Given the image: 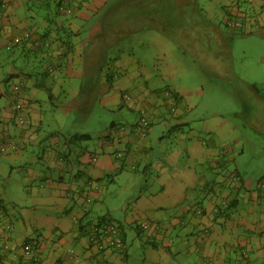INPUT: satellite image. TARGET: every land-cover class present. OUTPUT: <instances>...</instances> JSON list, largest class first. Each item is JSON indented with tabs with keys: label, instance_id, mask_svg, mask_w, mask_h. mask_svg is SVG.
<instances>
[{
	"label": "crops",
	"instance_id": "obj_1",
	"mask_svg": "<svg viewBox=\"0 0 264 264\" xmlns=\"http://www.w3.org/2000/svg\"><path fill=\"white\" fill-rule=\"evenodd\" d=\"M43 1L51 7L42 6ZM57 1L7 0L0 31V138L17 143V150L0 155L5 181L0 206L5 221L14 226V242L39 245L37 262L11 257L6 263L87 264L96 259L98 264H119V260L122 264H264V191H254L264 174L254 178L244 171L239 161L244 156L242 144L230 141L227 122L238 113L225 115L230 119L215 115L206 127L195 122L187 109L196 104L190 98L192 91L203 89L171 83L173 73L181 70L164 69L166 63L175 62L173 42L190 34L194 35L188 45L197 57L210 59L213 49L217 57L232 59L236 35L226 24L231 16L248 22L251 34L264 40V0H209L204 7L198 0H74L75 13L63 17L56 14ZM199 10L202 14L196 20L187 17ZM25 33L50 42L51 50L37 54L27 43L16 45V38ZM50 67L54 73L44 77L41 69ZM224 80L218 81L240 95L232 81ZM19 83L23 87L17 93L14 86ZM163 85L164 93L159 90ZM112 90L131 95V110L138 117L140 110L146 113L151 123L146 133L136 130L138 117L135 121L125 117L111 123L97 154H89L88 133V138H79L85 134L59 129L61 138L46 131L42 105L47 101L63 112L84 111L88 117L100 100L110 106ZM21 99L18 113L14 105ZM18 115L23 116V124L16 120ZM254 122L250 117L247 128L255 129ZM259 133L264 135L263 129ZM169 136H174L172 144L166 140ZM36 145L42 147L38 171L19 163ZM94 157L97 165H92ZM229 160L236 165L234 170L226 168ZM126 171L137 177L148 173L135 212L130 216L124 212L119 223L110 218L120 226L126 244L122 250L97 254L87 238L89 225L107 217L97 204L106 198V186ZM234 174L239 176L238 185L231 183ZM17 176L27 196L21 205L10 202L7 190ZM232 187H242L245 196L240 198ZM224 199L236 200L231 208L217 212ZM197 209L204 214H197ZM138 216L142 224L150 225L144 232L141 224L136 227ZM130 247L143 250L140 261L131 258L132 252L138 256ZM71 249L76 257L70 256Z\"/></svg>",
	"mask_w": 264,
	"mask_h": 264
},
{
	"label": "rangeland",
	"instance_id": "obj_2",
	"mask_svg": "<svg viewBox=\"0 0 264 264\" xmlns=\"http://www.w3.org/2000/svg\"><path fill=\"white\" fill-rule=\"evenodd\" d=\"M198 1L204 7L209 0ZM202 6L201 9L203 8ZM159 8L161 9L162 5ZM200 14H202L200 10L198 12H190L187 14V17H190L194 21ZM230 18L232 19L234 16ZM228 30L233 35H236L234 36V43L231 47L234 49L232 59L227 60V58L220 54L217 57L216 50L213 51V49L209 54L210 59L203 60L200 56L197 57L196 52L192 49L193 47L188 45L190 36L194 35L190 34L189 37L182 38V42H173L174 48H172V52L175 62H169L171 65L166 63L164 69L169 68L173 70L172 68L175 66L181 70V72L173 73L175 75L171 76V83L183 86L184 89H203L202 92L195 91L196 93H193L192 91V95L184 94L186 96L191 95L190 98L196 102L195 107L192 106L191 110L187 109V115L191 112L192 115H189V117H192L193 120L195 119V122L205 123L204 125L206 127L208 122L215 120V115L218 116L220 114L225 116L228 113H238L237 116H231L230 122H227L232 130V133H229L231 137L230 141H240L244 149V156L239 159L242 164V169L254 178H258L264 174V135L262 133V129L264 132V63L262 59L264 58V40L259 35H256L257 33L251 34L250 30L248 32L229 28ZM210 43L213 44L212 42ZM211 48H213V45H211ZM150 52L154 53V50L150 49ZM211 55H215V57L211 58ZM224 79L232 81L229 83H233L235 88L239 89L240 95H236L231 89L229 91L227 85L218 81L223 82L225 81ZM243 81L252 85L244 84ZM254 85H256V88H254ZM165 87L166 85H163L159 87V90L164 93L163 88ZM125 93L122 90H112L108 98H110V106L114 105V109H110V106L106 107L102 105L100 100L96 104H93L94 107L91 108V113L88 117H85L84 111L78 114L67 110L63 112L60 108H53L49 101H47L42 105L45 110L46 121L48 122L46 131L57 132V136L61 138L62 135L59 129L63 130V132L69 130L73 133L77 132L78 134L88 133L91 136V140L86 144V148L89 154H94L99 150L101 146L99 142L105 138L103 135L108 130L107 128L111 126L112 122L118 123L119 120H126L125 117H128L130 121L131 118L134 121L138 119L137 114L131 110L132 103L125 104L123 100ZM239 98L242 99V103L239 101ZM106 99L107 97L104 98V100ZM188 103L187 101L186 105ZM250 117L255 120L253 123L255 129L253 127L252 130L246 126L248 125L247 121ZM225 119H230V117L225 116ZM255 123L257 124L255 125ZM184 128L187 130L186 126ZM202 138V143H206L205 138L207 139V136H202ZM166 140L169 144H172L174 136H169ZM219 146L217 145V147ZM41 153V146L29 147L24 153V159L19 162L20 165H27V168L38 171L40 166H42L38 158ZM183 157L186 158L185 155ZM97 161L98 159L92 161V165H97L95 164ZM226 165V168L230 170H234L236 166L231 160ZM18 170L19 168L16 169L17 172ZM151 172L156 174L155 171ZM8 174L9 169L7 168V175L5 176L7 180L9 178ZM147 174L141 177L138 174L137 177L132 172H124L120 178L118 177V179H115L116 181L114 180L116 183L112 182L106 186L108 188L106 198L103 202L101 201L97 204V208L101 207L104 210L103 214H106L104 216L118 223L123 218L122 215H124V212L130 216L135 212L136 200L142 196L140 192H144L142 180L148 176ZM111 176L115 177V173ZM19 178L18 180L11 179L12 182L7 185V190L10 202H17L21 205L22 203L20 201L26 200L27 196L19 188L20 184L18 186V183L22 181ZM3 185H5V181L0 175V187ZM13 206L11 204L9 208L11 209ZM19 207L18 212L20 211ZM107 212H109V215ZM139 218L141 217H137L136 227L142 223ZM91 226L92 224L89 225L90 228ZM128 244H131V242L128 241ZM129 250H135L138 258H135V254H133L135 252L131 253V258L134 255L133 259L140 261L139 258L143 256V250H136V247H130ZM122 262V260H119V264H122Z\"/></svg>",
	"mask_w": 264,
	"mask_h": 264
},
{
	"label": "built area",
	"instance_id": "obj_3",
	"mask_svg": "<svg viewBox=\"0 0 264 264\" xmlns=\"http://www.w3.org/2000/svg\"><path fill=\"white\" fill-rule=\"evenodd\" d=\"M7 1L6 0H0V31L3 30V20L5 17L6 9H7ZM76 6L74 4V0H61L60 1V7L59 12L61 15L65 16H71L75 13ZM227 27L232 30H244L245 32H248L250 30L249 23L245 20L239 19V18H230L227 20ZM26 38H30V34L25 33ZM22 39V38H21ZM20 42V38H16L15 44ZM35 45H38V42L35 43ZM46 47H49L51 45L50 42L45 43ZM166 95L170 96L171 93L166 91ZM124 100L126 103L132 102V97L129 94L124 95ZM22 104L23 100H19L14 105V110L18 113L22 111ZM174 110V109H173ZM140 123L139 127H137L136 130H140L142 133H145L150 128V121L147 118L146 113L141 110L140 112ZM17 121L20 124L24 123V118L21 115L17 116ZM11 144V143H9ZM5 149L1 148L0 152H4ZM118 158L121 157V154L119 153ZM97 158L94 157L92 161H96ZM238 180L234 177H232V184L238 185ZM262 190H264V182H261L260 184ZM245 196L244 193L242 194V197ZM88 202H91L92 199L90 197H86ZM0 206V257L2 259H8L11 257L20 258L24 257L26 259H31L33 262H37V252L39 251V245L35 243L31 244H18L12 240L11 234L14 232V226L5 221L4 214L1 210ZM197 214H201L200 210L196 211ZM149 224H143V229H149ZM87 238L89 240L90 245H92L96 250L97 254L104 253L106 251H114L122 249L124 246V238L122 235V230L120 226L112 221L108 217H104L102 219H99L97 222L92 224L91 228L88 230ZM70 256H75V251L71 249L69 251ZM76 257V256H75ZM78 259H76L77 261ZM87 264H98L96 259H92L91 261H88Z\"/></svg>",
	"mask_w": 264,
	"mask_h": 264
},
{
	"label": "trees",
	"instance_id": "obj_4",
	"mask_svg": "<svg viewBox=\"0 0 264 264\" xmlns=\"http://www.w3.org/2000/svg\"><path fill=\"white\" fill-rule=\"evenodd\" d=\"M60 1L61 0H58L57 1V4H56V14H57V16H65V15H61V13L59 12V7H60ZM39 2L41 3L42 2V0H39ZM43 4H44V1L42 2ZM42 6H48V7H51V4L49 3V2H47V4H44V5H42ZM42 38H39V39H37V38H35V40H34V37H33V35L31 34L30 35V38H26L25 37V35H24V37L22 38V40L20 39V42L19 43H16V45H22V44H24V43H27L31 48H32V50L34 51V53H46V52H48V51H50L51 50V47H52V44L49 46V47H46V45H45V41H42L41 40ZM36 42H38V45L36 46L35 45V43ZM36 54V55H37ZM47 54V53H46ZM35 55V54H34ZM40 55V54H39ZM42 70V72H43V76L44 77H46V75H48V74H50V73H54V68L53 67H50V68H42L41 69ZM23 87V84H21V83H19V84H16L15 86H14V90L17 92V93H19L20 92V90H21V88ZM125 94H127V93H125ZM124 94V95H125ZM124 95H123V100H124ZM19 101V100H18ZM124 102H125V100H124ZM126 103V102H125ZM131 103H133V101L131 102ZM128 104H130V103H128ZM140 112H141V110H140ZM140 112H139V115H140ZM139 118V117H138ZM17 120V119H16ZM150 125H151V123H150ZM146 133V132H145ZM89 136L88 135H82V136H80L79 138H88ZM16 140V139H15ZM9 143H11V144H9ZM16 141H12V139H5V138H0V149L1 148H4L5 149V151L2 153V152H0V155L1 156H4V155H6V154H9V153H11V152H13V151H15V150H17V146H16ZM224 168V167H223ZM236 178L238 181H239V176L238 175H236V174H234L233 175V178ZM261 182H264V177H262L258 182H256L257 183V186H256V188L254 189V191L255 192H258V193H260V191H264V190H262V188H261V186H260V184H261ZM231 183H232V177H231ZM235 185V184H234ZM236 192H237V195L240 197V198H242V194L244 193L243 191H241L242 190V187H232ZM77 192V191H76ZM235 192V193H236ZM236 199H233V200H227V199H224V200H222L221 201V203H220V205L217 207V212H220V211H223V210H221L220 208H224V210L225 209H228V208H231L232 207V205L234 204V202L233 201H235ZM197 210H200L201 211V214H204V212L202 211V209H197ZM102 218H104V217H102ZM101 218V219H102ZM142 223H141V228H142ZM139 229V228H138ZM142 230H143V232L145 231V229H143L142 228ZM125 242H124V246H125ZM124 246H123V248H124ZM122 248V249H123ZM122 249H119V250H122ZM22 259H26V258H24V257H21ZM0 261H1V264H10L11 262H8V263H6L7 261L5 260V259H2L1 257H0ZM26 264V263H25Z\"/></svg>",
	"mask_w": 264,
	"mask_h": 264
},
{
	"label": "clouds",
	"instance_id": "obj_5",
	"mask_svg": "<svg viewBox=\"0 0 264 264\" xmlns=\"http://www.w3.org/2000/svg\"><path fill=\"white\" fill-rule=\"evenodd\" d=\"M7 5H8V3H7ZM4 21V20H3ZM2 32V31H1ZM15 40V39H14Z\"/></svg>",
	"mask_w": 264,
	"mask_h": 264
}]
</instances>
